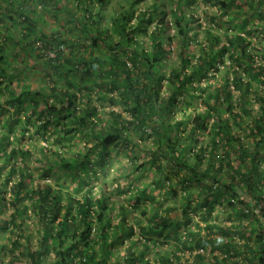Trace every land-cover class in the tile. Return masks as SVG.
Returning a JSON list of instances; mask_svg holds the SVG:
<instances>
[{
	"label": "trees",
	"instance_id": "trees-1",
	"mask_svg": "<svg viewBox=\"0 0 264 264\" xmlns=\"http://www.w3.org/2000/svg\"><path fill=\"white\" fill-rule=\"evenodd\" d=\"M201 1L0 0V264H264V0Z\"/></svg>",
	"mask_w": 264,
	"mask_h": 264
},
{
	"label": "rangeland",
	"instance_id": "rangeland-1",
	"mask_svg": "<svg viewBox=\"0 0 264 264\" xmlns=\"http://www.w3.org/2000/svg\"><path fill=\"white\" fill-rule=\"evenodd\" d=\"M126 1L129 2V1H132V0H126ZM149 2H151V0H146V3H149ZM196 3H198V7L195 8V14H196V17H197V22L200 23L201 25L197 26L195 28H192L191 31L197 33L196 40H201L202 37H203L201 31L204 28V26H206L205 25L206 19H205L204 9L209 7L210 10H214L215 7L209 6V4L205 3L204 1L202 2L201 0H197ZM143 4H144V2H141L139 5L143 6ZM115 7H116V5H115V3L113 1L111 4H109V5L107 4L105 6L104 12L106 13V11L113 10ZM45 15L47 17L52 18L51 15H48V14H45ZM109 19L110 18L107 15H105V21H104L105 24L108 22ZM169 32H174L173 28H169ZM218 80H219V78H218V75L216 74L215 78L214 79H210L209 81H211V83H213V81L217 82ZM197 107H198V105L193 103L190 106V110H192L193 108H197ZM107 108H109V107H107ZM114 108L117 109V110L120 109V107H118V106H116ZM123 114H125V113H123ZM107 118H108V116H106L104 119L109 120V118L108 119ZM1 126H2V124H1ZM5 132H6V130L3 127H0V133L3 134ZM9 136H12V135L9 134ZM22 143H23V141H22ZM145 145L146 146L152 145L151 140L150 139L147 140L145 142ZM141 154L143 156L147 155L144 150H141ZM111 158H112V162L109 165V169L107 170V173H104V179L107 181L108 186L111 187V188H115V187H118V186L126 187L128 185V183H129V178L131 176V173H128V170H129L130 167H126L129 164L128 161H127L126 156L124 155L123 152H119L117 154H114ZM142 159H146V157H143ZM37 172L38 171H36L35 173H37ZM4 173H5V171H1V175L4 174ZM1 175H0V180H3L4 176H1ZM156 175L159 176V174H156ZM152 177H155L154 173H151L150 175H148V173H143L142 175H140L139 185L142 186V187H145L147 184H150L151 181H152ZM34 178H35L34 185L37 183V181L40 182V183L46 182V181H44V179H39L38 176H34ZM16 180H17V176H12L11 182H15ZM50 180L51 179H47V182L51 183ZM96 185H97V183H95V185L93 184V189L94 190H95L94 186H96ZM175 189H176V191L179 190L178 188H175ZM154 193L159 198V200H162L163 202L165 201V204H164L165 206L170 207V214H172V215H176L177 214V212L179 211V204H180L177 198L176 199H174V198H167L166 199V195L163 192V189H158L157 191L155 190ZM8 195H10L9 191L6 193V196H8ZM113 207L117 209L118 205L115 204V205H113ZM10 210H11V207H8L7 209L4 210L3 213H0V215L2 217H4V216L6 217L8 215V213L10 212ZM214 213L218 214V210L216 209ZM192 218H194V220L196 221L197 218H198L197 213H192ZM30 227H31V225H30ZM32 231H33V235H34V239L32 240V243H33V245H37V242H38V239H39V235L36 234V227H35L34 224H33V230ZM9 237H10V235L7 232H4V231L0 230V244L3 243V242L4 243H8L9 242L8 241ZM12 238H13V236H12ZM22 240L23 239H19V242L22 243ZM22 250L23 249H22L21 245H18V247L16 248L15 252L18 253V252H20ZM21 259L22 260H26L23 256L21 257ZM143 259H145L147 261L145 264H154L153 263L154 259H153V256L151 254H145ZM6 260H7V257H5V263H6ZM44 261H46L47 264H52L53 263L54 257H52L51 251H47L45 253V260ZM176 263H177V261H176ZM177 264H179V263H177Z\"/></svg>",
	"mask_w": 264,
	"mask_h": 264
},
{
	"label": "built area",
	"instance_id": "built-area-1",
	"mask_svg": "<svg viewBox=\"0 0 264 264\" xmlns=\"http://www.w3.org/2000/svg\"><path fill=\"white\" fill-rule=\"evenodd\" d=\"M263 233H264V229H263Z\"/></svg>",
	"mask_w": 264,
	"mask_h": 264
}]
</instances>
